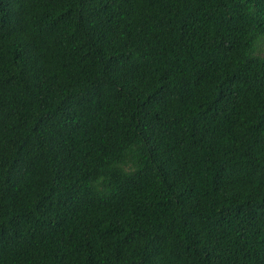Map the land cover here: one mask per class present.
Segmentation results:
<instances>
[{
	"label": "trees",
	"instance_id": "obj_1",
	"mask_svg": "<svg viewBox=\"0 0 264 264\" xmlns=\"http://www.w3.org/2000/svg\"><path fill=\"white\" fill-rule=\"evenodd\" d=\"M0 264H264V0H0Z\"/></svg>",
	"mask_w": 264,
	"mask_h": 264
}]
</instances>
